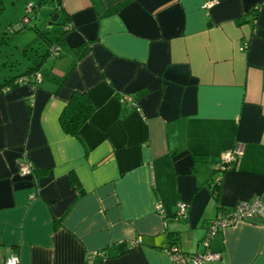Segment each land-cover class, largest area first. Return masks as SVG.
<instances>
[{
  "label": "crops",
  "instance_id": "0c3cea01",
  "mask_svg": "<svg viewBox=\"0 0 264 264\" xmlns=\"http://www.w3.org/2000/svg\"><path fill=\"white\" fill-rule=\"evenodd\" d=\"M54 2L69 31L52 65L38 85L0 92V264L204 252L220 211L264 202V0ZM74 93L94 106L76 136L59 121ZM207 249L220 258L205 264H264V216L221 229Z\"/></svg>",
  "mask_w": 264,
  "mask_h": 264
},
{
  "label": "rangeland",
  "instance_id": "374dc122",
  "mask_svg": "<svg viewBox=\"0 0 264 264\" xmlns=\"http://www.w3.org/2000/svg\"><path fill=\"white\" fill-rule=\"evenodd\" d=\"M30 4H33L32 11L27 10ZM55 5L54 0H3L0 11V82L5 77L24 72L39 61L36 52L41 54L47 45L35 28L47 32L50 43L54 42L61 28L60 23L55 22L49 26L53 15L59 14L55 11ZM24 17L30 21L25 23ZM18 26L22 29L11 31V27L16 29ZM46 62L48 66L52 65L51 60Z\"/></svg>",
  "mask_w": 264,
  "mask_h": 264
},
{
  "label": "built area",
  "instance_id": "2783aa9c",
  "mask_svg": "<svg viewBox=\"0 0 264 264\" xmlns=\"http://www.w3.org/2000/svg\"><path fill=\"white\" fill-rule=\"evenodd\" d=\"M215 3L216 0H205L202 7L210 8ZM58 50V47H55V49H53V53H58ZM34 80L36 84L41 81L40 73H37ZM20 81L29 82V79L24 78ZM242 154V148L237 147L233 149L231 152L223 156L222 162L220 163L218 169L225 170L228 167L232 166V164H234V162ZM18 166L19 172L22 175L29 174L32 171V166L27 160H21ZM219 178L220 176L216 177V179ZM30 197L34 198L36 197V194L32 193ZM156 210L162 211L161 206L157 205ZM186 211V205L180 204L178 215H184ZM255 216H264V202H262L260 199H255L251 201H240L232 209L220 211V213L210 221L206 234L202 240V244L205 246V251L202 253H195L189 255L183 252L178 245L172 244L167 249V253L171 259L172 264H205L206 262L220 258L219 253H212L207 249V247L209 246L210 239L221 229L226 228L228 226H232L241 221H250ZM136 242L140 243L141 239H138ZM93 255L96 254H90L88 255V258L90 259ZM3 264H20V259L18 256L12 255L8 259H6Z\"/></svg>",
  "mask_w": 264,
  "mask_h": 264
},
{
  "label": "trees",
  "instance_id": "16d2710c",
  "mask_svg": "<svg viewBox=\"0 0 264 264\" xmlns=\"http://www.w3.org/2000/svg\"><path fill=\"white\" fill-rule=\"evenodd\" d=\"M58 1V0H57ZM59 5V3H57ZM28 7L30 10L33 7V4L29 5ZM3 8V0H0V11ZM57 8H55V11H57ZM256 8L253 10L255 11ZM58 12V11H57ZM60 18V15L58 14V19L56 20L55 23H60V30L57 33V36L54 38V42L50 43V38L47 37V32L44 30L35 28L37 31L38 36L42 39V41L47 45L46 49L39 54L38 51L36 52V55L39 58V61L36 63L35 66L27 68L24 72L14 75L9 78H5L1 83H0V92L15 84L21 83V79L27 78L29 79L30 85L36 86L39 83H35V76L37 73L41 72V68L44 64V62L51 56V53L53 52V49H55V46H60L63 41L65 40V36L67 32L69 31L67 28H65V21L61 20L58 22ZM26 27V24H24ZM22 29L21 26H18V28H13L11 27V31L15 32ZM54 47V48H53ZM87 49V48H86ZM85 48H79L77 49L76 53L79 55H83L86 51ZM94 110V106L91 104L89 99L86 97L85 94H80V93H74L70 97V100L68 101L67 105L63 108V110L60 113L59 116V121L62 129L64 132L70 135H78L79 129L81 125L90 117ZM233 168V165L231 166ZM73 180H75L73 178ZM78 185V183H77ZM214 185V192L215 194H218V189L220 188V178L215 179L213 182ZM177 245V244H176ZM102 256H104V253L101 252ZM95 256V255H94Z\"/></svg>",
  "mask_w": 264,
  "mask_h": 264
},
{
  "label": "water",
  "instance_id": "95a60500",
  "mask_svg": "<svg viewBox=\"0 0 264 264\" xmlns=\"http://www.w3.org/2000/svg\"><path fill=\"white\" fill-rule=\"evenodd\" d=\"M58 19V13H55L52 17V20L49 23V26H51L52 24H54V22H56V20Z\"/></svg>",
  "mask_w": 264,
  "mask_h": 264
}]
</instances>
